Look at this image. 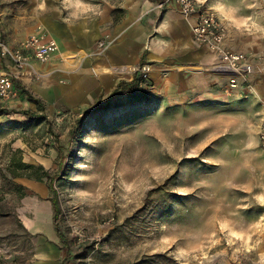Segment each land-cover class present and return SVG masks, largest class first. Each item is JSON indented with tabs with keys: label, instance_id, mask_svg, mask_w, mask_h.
<instances>
[{
	"label": "rangeland",
	"instance_id": "374dc122",
	"mask_svg": "<svg viewBox=\"0 0 264 264\" xmlns=\"http://www.w3.org/2000/svg\"><path fill=\"white\" fill-rule=\"evenodd\" d=\"M103 1L86 0L92 9L72 19L63 0H0V41L16 46L40 29L58 44L38 80L18 73L14 95L0 100V250L14 264L32 257L15 210L25 195L19 181L32 180L31 169L11 164L20 160L40 165V183L50 185L61 264H264V206L255 198L264 192L257 135L264 99L254 74L244 93H226L227 77L212 65L143 62L137 91L104 108L116 81H129L138 64H99L121 14L100 20ZM216 2L247 18L239 29L232 22L238 35L228 39L255 53L264 0ZM25 111L42 118L27 121Z\"/></svg>",
	"mask_w": 264,
	"mask_h": 264
},
{
	"label": "crops",
	"instance_id": "0c3cea01",
	"mask_svg": "<svg viewBox=\"0 0 264 264\" xmlns=\"http://www.w3.org/2000/svg\"><path fill=\"white\" fill-rule=\"evenodd\" d=\"M196 1L201 3L200 8L203 11L216 12L219 21L226 28L227 47L241 51V47L236 43L230 44L228 39V35H238L232 25V20L237 19L230 15L232 6L219 7L216 0ZM156 2L157 0L103 1L100 20L111 21V13L115 10H121V14L115 17L113 24L115 44L105 51L99 64L119 65L136 62L138 64L142 58L143 62L152 68L190 66L198 70L203 65H216L215 57L205 47L198 46L191 39L190 27L195 17L182 16L173 3L166 4L159 10L156 8ZM97 18L95 17V22ZM33 65L38 71L41 67L47 66L35 63ZM9 67V62H0V68L3 70ZM253 74L257 82L255 85L264 99V76L259 75L258 71H254ZM227 80L228 78L226 82ZM239 84L237 80V86L232 90L238 89L244 93L245 87ZM19 184L23 186L25 195H22L20 203L15 208L16 218L22 231L28 233L33 243L32 257L21 264H61L63 253L57 248L58 237L52 221L53 209L48 189L43 183L33 179L20 180Z\"/></svg>",
	"mask_w": 264,
	"mask_h": 264
},
{
	"label": "built area",
	"instance_id": "2783aa9c",
	"mask_svg": "<svg viewBox=\"0 0 264 264\" xmlns=\"http://www.w3.org/2000/svg\"><path fill=\"white\" fill-rule=\"evenodd\" d=\"M173 3L180 14L186 18L194 16L190 27L191 39L198 46L205 47L214 57L216 65L211 69L215 73L225 75L228 80L224 91L227 93L235 88L237 80L248 83V77L254 71L264 72V40L263 44L255 53H245L229 49L226 45V28L210 12L200 8L201 3L196 0H160L156 2V8H162L166 2ZM264 38V36H263ZM99 43L97 48H101ZM58 50L55 38L49 36L43 30L38 29L34 34L23 39L16 46H10L0 41V62L10 63L7 70L0 68V100L7 101L13 94V77L18 73L25 72L28 76L38 80L42 74L33 63L46 65ZM146 67H138L134 72L147 77ZM133 72V73H134ZM261 123L257 135L260 151L264 154V103L261 104ZM12 257L0 250V264H12Z\"/></svg>",
	"mask_w": 264,
	"mask_h": 264
},
{
	"label": "trees",
	"instance_id": "16d2710c",
	"mask_svg": "<svg viewBox=\"0 0 264 264\" xmlns=\"http://www.w3.org/2000/svg\"><path fill=\"white\" fill-rule=\"evenodd\" d=\"M160 0H157V2ZM143 64V60L142 58L140 59V61L138 62V67H140ZM145 78L142 76V74L138 73L137 71L133 73L132 78L127 81L124 79H120L115 85L114 87L110 90V93L108 94V96L106 97V100L104 102L103 107L106 108L110 98L112 97H116V96H120V95H124V96H131L133 95L138 87L140 86V83L142 81H144ZM21 93H25L26 94V100L33 103L36 107H39V101L32 98V96L27 93L26 91H21ZM104 108L102 110H104ZM100 108H94L92 110H89L88 112L84 113V117H82L83 119H85L87 116H89L90 114H94L97 111H99ZM27 121H35V120H40V118H42V116H38L36 114H33L30 111H25L24 112ZM78 119L76 122L77 124H79V126L81 125V122L83 119ZM79 136L77 135V138ZM15 167V169H21V170H26V169H31V172L28 174H25V177H29L32 178L38 182H42L43 177L45 176L44 170L40 165L34 166L32 164L29 163H23L20 160H16V161H12V163ZM11 174H13L12 176H19V174L15 173L14 171H11ZM47 187L48 189H50V185L47 183ZM54 199L52 198L51 200V205H52V209H53V214H52V221L54 224V229L56 232V235L58 236V230L56 228V221H55V214H56V205L54 203Z\"/></svg>",
	"mask_w": 264,
	"mask_h": 264
},
{
	"label": "clouds",
	"instance_id": "9594fccd",
	"mask_svg": "<svg viewBox=\"0 0 264 264\" xmlns=\"http://www.w3.org/2000/svg\"><path fill=\"white\" fill-rule=\"evenodd\" d=\"M63 3L71 10L69 13L70 18L79 19L82 15L87 14L92 5L88 4L86 0H63ZM233 24L237 29L242 28L248 21L247 18L233 19ZM257 201L264 206V192L257 194L255 197Z\"/></svg>",
	"mask_w": 264,
	"mask_h": 264
}]
</instances>
